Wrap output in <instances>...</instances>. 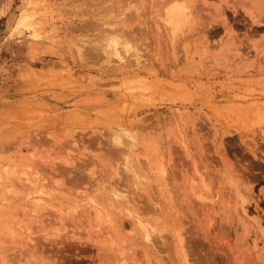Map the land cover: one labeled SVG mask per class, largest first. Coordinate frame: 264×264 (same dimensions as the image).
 Returning a JSON list of instances; mask_svg holds the SVG:
<instances>
[{
  "label": "rangeland",
  "instance_id": "rangeland-1",
  "mask_svg": "<svg viewBox=\"0 0 264 264\" xmlns=\"http://www.w3.org/2000/svg\"><path fill=\"white\" fill-rule=\"evenodd\" d=\"M80 1L0 0V264H264V0H189L175 31L132 0L134 76L79 29L117 0Z\"/></svg>",
  "mask_w": 264,
  "mask_h": 264
},
{
  "label": "bare ground",
  "instance_id": "bare-ground-1",
  "mask_svg": "<svg viewBox=\"0 0 264 264\" xmlns=\"http://www.w3.org/2000/svg\"><path fill=\"white\" fill-rule=\"evenodd\" d=\"M75 2L76 1H74V3ZM86 2L88 3V1H83V0L80 1L79 4L77 5V9H78V7H83L82 5H84V7L86 6V8L89 7V4H87ZM113 5H115L117 7V8H114L115 9L114 11H115V16L117 18L116 21H118V23L109 24L108 20L104 19L101 22H99L100 24H97L98 21L101 20L100 14H99L98 17H95V18L91 17L92 20L86 21L85 24H84V22H82L83 24L80 25L79 29L87 31V33H88V31H95V32L96 31H100L101 32V30H102L101 28H102L103 25L105 27H106V25H109L110 27L109 26H107V27L110 28L111 32L106 31L107 27L106 28L103 27V30L107 33V34H103V36H104L103 39H105V44H104L103 47L100 46V45L98 46V44H97L96 46L99 47V49H97V50H99V53L104 55L105 59H103V61L109 63V62H111V57H115L119 62H117L114 67L112 65H110V66H112V67H110L111 69H109V67H108L109 65H107V67H104L103 70L106 71V72L113 71V70L114 71H118V72H120L121 74H123L125 76H129V74H131L133 76H134V74H136V75L141 74L143 69L145 68V66H147L146 62L143 61V60H146V58H142L141 59V57L144 56V53H142V50H144V46H145V45L143 46L144 42L142 44V41L139 42V40H137L135 38L133 33L128 32L129 30L128 31L125 30V27H126L125 25H126V22H127L126 18H129L131 15L134 16V14L136 15L138 13V11H139V7L136 4L132 3V0H117V1H114ZM163 5H164L165 8H164V10L162 12V17L161 18L164 21V23L167 25V27L169 29H171L172 31H175L176 29L180 28L182 26V24L187 23V22H192V20H194V16H193L194 13H195L194 5L192 6L189 0H165L163 2ZM86 8L82 9V13L84 12L83 10H85V12H86V10H87ZM110 8L112 9V6ZM125 10L126 11H130V12H126ZM78 11H76V12H78ZM88 11H89V9L87 10V12ZM122 14L124 16H121L119 18L118 16L122 15ZM82 16L80 17L79 20L87 19V18L84 17L85 15L83 16L84 19H81ZM93 19L96 20L97 23H95ZM82 36H83V34H82ZM92 36L94 37L93 32H92ZM89 39H85V40L87 41ZM95 39L90 40L91 44L92 43L96 44L97 41ZM88 43L89 42L87 41V43H85V45L88 44ZM83 46H84V44L77 45V49L78 50H81V49L84 50ZM92 47L94 48V46H92ZM141 47H142V49H141ZM88 48H89V45H88ZM95 48H97V47H95ZM95 48L92 49V51L95 52V50H96ZM94 52H91V53H94ZM85 53H86V56H87L86 50L84 52V55H85ZM91 53L87 56L88 58H90V57L92 58V56H90ZM96 53H98V52H96ZM103 55L101 56L102 58H103ZM94 56L97 57L96 55H93V57ZM129 56H133V57L129 58ZM131 58H133V59L131 60ZM126 81H138L136 83V86H135V88L137 90L138 89L146 90V88L149 87L148 85H150L148 83V81H146L143 78H141L140 80H134V79L128 80L127 79ZM127 91H129V90L126 89V92ZM128 93H131V92L129 91ZM138 94L141 95L142 92H139ZM143 96H147V95L145 94ZM141 100H143V99H141ZM138 105L139 106L140 105L141 106L145 105V101L139 102ZM137 112H141V111L138 109V110H136V113ZM116 127H118V129H116V132L113 131L114 135L112 136L111 140L113 142H116L119 145H126L127 146V152L130 153L132 151V146L134 145V140L136 139L134 137L135 134L133 132L129 131L126 128V126H123V125L121 126V124H119ZM133 127L135 128V124H134ZM121 133H124V134L126 133L125 135L130 138V141L127 140L126 142H123L122 139H121ZM127 159H128V157H127ZM116 173H117L116 170L113 169V174H116ZM116 188L112 187L109 190H110L111 194H113L114 196H119L120 193L118 194L116 192V190H117ZM121 196H123V195H121ZM142 227H143V230H144V234L143 235H144L145 238L148 239L149 236L151 235L152 231L146 225H142ZM261 230H262V232L264 234V227H261ZM184 261H185L186 264L188 263L186 257H185Z\"/></svg>",
  "mask_w": 264,
  "mask_h": 264
}]
</instances>
